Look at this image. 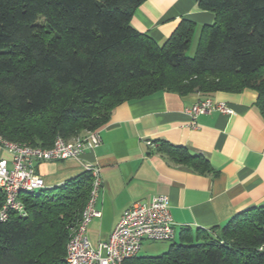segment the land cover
<instances>
[{
  "label": "trees",
  "instance_id": "obj_1",
  "mask_svg": "<svg viewBox=\"0 0 264 264\" xmlns=\"http://www.w3.org/2000/svg\"><path fill=\"white\" fill-rule=\"evenodd\" d=\"M144 1L0 0V137L49 148L57 136L99 130L120 104L161 92L202 99L250 89L264 120V0H198L214 22L195 37V23L182 18L161 45L130 24ZM155 152L195 173L213 172L182 146L162 141ZM91 189L85 171L25 194V215L0 223V264H67ZM3 199L0 190V206ZM123 264H264V205L221 227L182 228L165 253Z\"/></svg>",
  "mask_w": 264,
  "mask_h": 264
},
{
  "label": "crops",
  "instance_id": "obj_2",
  "mask_svg": "<svg viewBox=\"0 0 264 264\" xmlns=\"http://www.w3.org/2000/svg\"><path fill=\"white\" fill-rule=\"evenodd\" d=\"M182 18L195 23V37L203 25L214 22L198 0H145L131 17V26L156 43L164 42ZM229 114L212 111L190 127L185 110L197 93L161 92L118 105L100 128V144L78 159L40 162L35 171L45 189H54L85 172L98 169L100 186L94 206L101 213L88 229L94 246L108 238L123 211L135 202L167 195L174 222V237L182 228L191 231L223 226L234 215L264 205V120L255 102L256 92H216ZM182 146L206 158L213 172L195 173L155 152L160 142ZM9 155L0 147V159ZM97 195V194H96Z\"/></svg>",
  "mask_w": 264,
  "mask_h": 264
},
{
  "label": "built area",
  "instance_id": "obj_3",
  "mask_svg": "<svg viewBox=\"0 0 264 264\" xmlns=\"http://www.w3.org/2000/svg\"><path fill=\"white\" fill-rule=\"evenodd\" d=\"M212 111L221 114L231 112L223 102L209 97L200 98L185 110L191 119L190 127L195 129L198 126L196 118ZM99 144L98 130L86 132L69 141L57 136L49 148L13 143L0 137V147L9 155L8 159H0V190L4 198L0 206V223L6 222L13 214L25 215L23 194L45 190L44 179L35 171L36 164L78 159L86 150H93ZM85 171L91 174L92 189L81 220L67 243V264H123L137 256L144 241L163 242L174 239L169 198L167 195H156L148 202H135L123 211L108 238L92 246L86 233L90 221L101 216L94 206L100 179L98 169L94 166L86 165Z\"/></svg>",
  "mask_w": 264,
  "mask_h": 264
},
{
  "label": "rangeland",
  "instance_id": "obj_4",
  "mask_svg": "<svg viewBox=\"0 0 264 264\" xmlns=\"http://www.w3.org/2000/svg\"><path fill=\"white\" fill-rule=\"evenodd\" d=\"M163 42H158V45H161ZM196 47V38L194 37L190 48L188 49V51L186 52L187 55H193L194 50ZM52 189H49V191H51ZM25 194H23L24 196ZM98 196V193L96 195V198ZM94 221H90V223L87 226V237L88 239L91 241H95L94 238H92V236H89V232L88 229H90L91 227L94 228ZM178 241V235L174 237L173 240L171 241H163V242H154V241H144L141 245V248L137 254L138 257H150V256H159L162 253H165L168 249L169 246L173 243V242H177ZM92 246H94L92 244Z\"/></svg>",
  "mask_w": 264,
  "mask_h": 264
}]
</instances>
